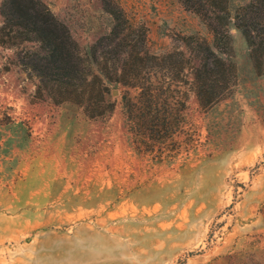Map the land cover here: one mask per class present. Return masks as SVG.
<instances>
[{"label":"rangeland","instance_id":"1","mask_svg":"<svg viewBox=\"0 0 264 264\" xmlns=\"http://www.w3.org/2000/svg\"><path fill=\"white\" fill-rule=\"evenodd\" d=\"M0 26L4 22L1 13ZM80 50L108 34L103 0H44ZM130 23L147 28V47L185 49L208 23L180 0H116ZM250 0H229L237 85L204 108L189 85L191 143L160 159L130 126L124 96L109 82L114 110L90 117L78 104L38 98L39 79L0 45V264H264V74L234 24ZM96 70V69H95ZM97 71V70H96ZM142 148H141V147Z\"/></svg>","mask_w":264,"mask_h":264},{"label":"trees","instance_id":"2","mask_svg":"<svg viewBox=\"0 0 264 264\" xmlns=\"http://www.w3.org/2000/svg\"><path fill=\"white\" fill-rule=\"evenodd\" d=\"M180 1L208 23L214 47L195 34L181 38L184 50L151 53L147 28L131 24L116 0H103L114 25L88 54L82 53L68 26L44 0H3L0 45L31 44L17 57L28 76L39 79L36 96L78 104L90 117H104L114 110L109 82L137 90L134 97L124 96L131 129L142 147L164 159L180 151L181 132L187 135V143L194 140V134L186 129L188 92L181 87L189 85L201 106L209 108L237 85L236 65L223 56L232 53L229 0ZM234 18L256 70L264 74V0H250L237 9ZM13 122L0 108V125Z\"/></svg>","mask_w":264,"mask_h":264}]
</instances>
